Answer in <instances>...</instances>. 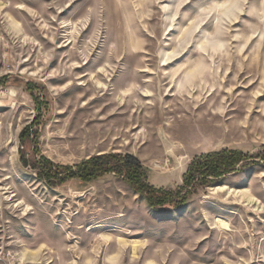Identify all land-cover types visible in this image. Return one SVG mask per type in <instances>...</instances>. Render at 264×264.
Masks as SVG:
<instances>
[{
    "label": "rangeland",
    "instance_id": "rangeland-1",
    "mask_svg": "<svg viewBox=\"0 0 264 264\" xmlns=\"http://www.w3.org/2000/svg\"><path fill=\"white\" fill-rule=\"evenodd\" d=\"M0 81V264H264L262 162L161 211L34 168L129 154L177 190L264 151V0H0Z\"/></svg>",
    "mask_w": 264,
    "mask_h": 264
},
{
    "label": "trees",
    "instance_id": "trees-1",
    "mask_svg": "<svg viewBox=\"0 0 264 264\" xmlns=\"http://www.w3.org/2000/svg\"><path fill=\"white\" fill-rule=\"evenodd\" d=\"M0 85H2L1 81ZM28 90L37 103L38 99L33 94L31 85L28 86ZM258 161L264 163V151L252 155L223 148L201 154L189 163L183 175L182 186L177 190L156 188L148 184L142 164L129 154H100L74 166L57 165L46 157L40 156L34 168L38 169L40 179L48 183L55 180L58 184L73 179L89 183L107 174H115L141 196L151 209L161 211L184 205L199 188L211 186L225 176L241 172Z\"/></svg>",
    "mask_w": 264,
    "mask_h": 264
}]
</instances>
